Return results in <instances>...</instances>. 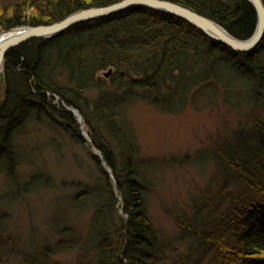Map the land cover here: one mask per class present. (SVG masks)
Instances as JSON below:
<instances>
[{"label":"trees","instance_id":"16d2710c","mask_svg":"<svg viewBox=\"0 0 264 264\" xmlns=\"http://www.w3.org/2000/svg\"><path fill=\"white\" fill-rule=\"evenodd\" d=\"M116 1L0 0V26L50 24L76 10ZM171 1L209 16L240 38H248L256 28L257 14L249 0ZM52 52L68 69L65 85L57 80L47 84L43 68L49 67ZM6 57L0 87V162L15 168L14 132L29 113L56 111L79 134L71 112L46 97L51 91L89 112L86 122L96 132L103 131L99 140L91 132V139L113 173L117 163L122 164L120 192L129 218L117 226L105 224L100 216L96 264H169V249L174 256L170 264H264V39L255 50L236 51L179 16L136 5L78 23L54 37L31 38L11 48ZM108 68L114 69L108 82L116 88L103 91L106 95L94 102L86 91L106 84L99 73ZM210 83L214 98L220 95L231 106L247 105L246 131H235L216 149L220 199L227 198L220 215L215 220L197 215L186 220L179 214L176 219L182 234L199 242L196 252L190 245L188 252L180 253L145 216V181L136 145L117 107L126 99L140 98L167 112L177 111L190 93ZM97 210L109 211L99 205ZM60 241L58 247L66 242ZM44 252L49 253L47 248ZM4 256L0 264H12Z\"/></svg>","mask_w":264,"mask_h":264},{"label":"rangeland","instance_id":"374dc122","mask_svg":"<svg viewBox=\"0 0 264 264\" xmlns=\"http://www.w3.org/2000/svg\"><path fill=\"white\" fill-rule=\"evenodd\" d=\"M12 27L0 26V32ZM263 39L264 35L259 44ZM55 58L52 52L49 67L43 68L47 84L57 80L56 84L65 85L69 82L68 69ZM5 69L0 73V86ZM99 74L106 84L86 91L94 102L106 95L103 91L117 85L108 82L113 68ZM200 86L177 111L167 112L140 98L126 99L117 107L136 145L145 181V216L180 253L188 252L190 245L196 252L199 242L183 235L176 219L179 214L186 220H193L194 215L215 220L220 215L227 198L220 199L216 149L235 131H246L247 125L246 104L231 106L220 95L214 98L213 83ZM45 94L55 105L71 112L79 134L64 116L52 110L50 114L34 110L15 129V168L0 162V256L5 255L4 260L12 264H96L99 249L95 232L100 216L105 224L114 222L117 226L129 218L120 192L122 164L117 163L116 175L107 165L91 139V132L99 140L103 131L96 132L86 122L90 116L86 109L81 111L51 91ZM98 205L109 211L97 214ZM60 240L66 241L61 248L57 246ZM168 257L166 263L170 264L174 257L170 249Z\"/></svg>","mask_w":264,"mask_h":264},{"label":"water","instance_id":"95a60500","mask_svg":"<svg viewBox=\"0 0 264 264\" xmlns=\"http://www.w3.org/2000/svg\"><path fill=\"white\" fill-rule=\"evenodd\" d=\"M249 1L256 9L257 26L253 36L246 39L233 35L209 16L171 0H119L104 6L76 10L62 20L50 24H20L10 28L8 31L11 35L0 40V73L6 66V54L11 48L31 38L54 37L78 23L109 15L136 5H143L174 14L193 24L211 39L217 40L236 51H251L259 44L264 35V2L263 0Z\"/></svg>","mask_w":264,"mask_h":264},{"label":"bare ground","instance_id":"6f19581e","mask_svg":"<svg viewBox=\"0 0 264 264\" xmlns=\"http://www.w3.org/2000/svg\"><path fill=\"white\" fill-rule=\"evenodd\" d=\"M256 10V9H255ZM219 23V22H218ZM220 24V26H222L223 28H225L221 23H219ZM10 28H5V29H3L1 32H0V40L2 39V38H4V37H7V36H10L11 35V33L8 31ZM227 31H229L227 28H225ZM230 32V31H229ZM231 33V32H230ZM250 37V36H249ZM248 37V38H249ZM1 87V86H0Z\"/></svg>","mask_w":264,"mask_h":264}]
</instances>
